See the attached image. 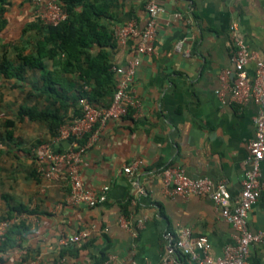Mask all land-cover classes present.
<instances>
[{"label":"crops","instance_id":"0c3cea01","mask_svg":"<svg viewBox=\"0 0 264 264\" xmlns=\"http://www.w3.org/2000/svg\"><path fill=\"white\" fill-rule=\"evenodd\" d=\"M2 1L0 32L13 31L14 23L20 26L15 42L0 41V65L21 67L24 74L20 81L0 80V88L10 81L16 90L15 100L1 98L3 109L11 111L13 118H4L7 128L0 135V224L11 208L23 207L26 213L13 214L21 217L26 232L17 238L16 247L0 253V264H97L102 252L117 262L161 264L166 233L175 234L181 228L191 230V243L206 238L211 260L221 257L237 236L224 221L221 207L207 196L167 195L159 173L179 167L190 178L223 182L229 194L224 204L237 203L258 105L230 99L235 66L229 28L232 23L238 25L254 57L245 67L253 77L257 61L264 63V0H152L159 9L155 52L141 57L131 82L129 91L136 104L126 117L102 125L83 157L84 186L94 191L109 187L106 202L96 207L66 203L69 184L63 168L55 179L40 175L39 170L48 166L40 157L41 146L54 143L56 134L43 121L17 119L20 107L58 110L64 123L75 118L77 109L69 99L61 110L58 102L47 99L41 92L40 70L24 66L18 58L19 53L34 54L36 41L43 35L42 30L28 28L36 22L29 0H13L12 19L5 8L10 0ZM149 1H119L111 9V24L135 21L143 28ZM138 42L133 38L108 49L112 66L125 68ZM180 42L182 50L177 51ZM44 65L53 70L51 60H44ZM63 79L66 86L74 85L70 96L82 88L75 76ZM83 88L90 91L91 85ZM216 91H222V97ZM110 99L103 96L97 106H107ZM67 147L68 142L54 145ZM137 161L131 173L123 172ZM260 183V198L247 217V228L254 234L264 233V161ZM80 231L89 232V237L69 246L59 244ZM177 264L195 262L179 256ZM248 264H264V239L251 248Z\"/></svg>","mask_w":264,"mask_h":264},{"label":"built area","instance_id":"2783aa9c","mask_svg":"<svg viewBox=\"0 0 264 264\" xmlns=\"http://www.w3.org/2000/svg\"><path fill=\"white\" fill-rule=\"evenodd\" d=\"M62 0H30L34 17L47 26H57L67 19V14L61 5ZM146 22L139 29L135 21L112 27V36L120 46L126 45L129 40L138 38L134 56L128 61L125 68L113 67L116 75V85L111 102L107 107H98L90 104L86 99L81 100V114L63 123L58 129L54 143L41 146V159L48 163L46 169L39 170L40 175L47 179L58 177L59 168L64 169V177L69 184V193L66 203L69 205H85L96 207L107 200L109 187H101L99 191L87 189L81 175L83 157L86 151L95 143L99 128L108 120L122 119L128 115L129 108L135 106L130 95V86L134 74L140 65L142 56H149L155 52L156 19L159 12L156 4L151 0L146 7ZM229 39L232 49V62L235 66V80L228 88L232 102L244 104L253 101L258 105V114L254 120L255 136L248 145V155L245 161L246 170L242 181L239 199L232 207L224 202L229 194L223 182L214 183L209 179H194L188 177L179 167H167L160 171V177L165 193L169 196H207L215 205L221 207L224 221L230 224L237 236L234 245L226 246L221 257L211 260L207 252L210 245L206 238L200 237L191 243V230L181 228L175 234L166 233L165 253L161 264H177L179 256L191 258L195 264H248L251 248L264 239V233H252L247 228V217L250 209L260 198V166L264 161V63H256L254 76L249 77L245 71L247 64L254 59L248 51L238 25L232 23L229 28ZM181 42L175 46L181 51ZM187 54V52H185ZM222 97V91H216ZM68 142L69 147L62 151L54 148L55 144ZM139 161L123 169L124 173H131ZM20 216H14L0 224V238L7 228L17 223ZM126 226V225H125ZM89 237V232L80 231L59 240L61 246L80 243ZM200 252V255L195 253ZM103 264H135L134 262H117L108 257Z\"/></svg>","mask_w":264,"mask_h":264},{"label":"trees","instance_id":"16d2710c","mask_svg":"<svg viewBox=\"0 0 264 264\" xmlns=\"http://www.w3.org/2000/svg\"><path fill=\"white\" fill-rule=\"evenodd\" d=\"M119 1L125 0H62L61 5L67 14V19L57 26H47L36 19V22L28 28L42 30V37L36 41L35 52L31 55L18 54L24 66L40 70L42 82L41 92L47 99L58 102L60 110L68 106V99L72 106L77 109L75 117L81 114V100L86 99L90 104L97 106L103 96L112 99L116 79L109 62L108 49L117 44L112 36L113 15L111 9L117 6ZM3 1L0 0V4ZM3 12L0 6V20L3 22ZM97 48V52H92ZM44 60H51L53 70H48ZM23 68L12 67L7 63L0 65V80L23 79ZM77 77L82 88L69 92L74 85L64 84V75ZM91 85L90 91L83 86ZM110 99V102H111ZM109 102V104H110ZM108 104V105H109ZM107 105V106H108ZM98 106V107H107ZM24 118L30 121L45 122L50 132L55 135L64 123V116L58 110L39 111L36 107H20L17 119ZM12 124V122H8ZM10 136V132L8 133ZM62 151V149H56ZM26 213L23 207L11 208L5 219L13 218L14 214ZM26 232L25 223L18 221L10 225L0 238V253L17 246V238H22ZM61 254V256H63ZM108 256L102 252L97 264H103Z\"/></svg>","mask_w":264,"mask_h":264},{"label":"rangeland","instance_id":"374dc122","mask_svg":"<svg viewBox=\"0 0 264 264\" xmlns=\"http://www.w3.org/2000/svg\"><path fill=\"white\" fill-rule=\"evenodd\" d=\"M29 3H30V0H29ZM14 7L15 6L13 4V0H10L8 6L5 7L7 15L10 16V19L14 18V13H13ZM19 24H20V22L14 23V25H16V26H14L12 28L13 31H11V32H3V33L0 32V41L8 42V43L15 42L17 37L19 36V26H20ZM4 84H5L4 85L5 87L0 88V135H4V132L6 131V128H7L6 126L3 125V121L5 120L4 118L12 117L10 115L11 111H9L7 109H3V106L1 104V100H2L1 98H3L5 100L7 98L13 97V99L15 100L13 93L16 92L15 89H12V87H11L12 84L10 81L9 82L5 81Z\"/></svg>","mask_w":264,"mask_h":264}]
</instances>
